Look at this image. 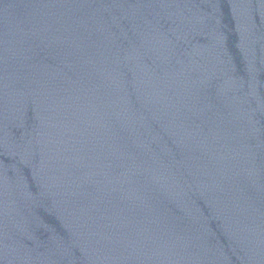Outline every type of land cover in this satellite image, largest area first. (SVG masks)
<instances>
[{"label":"water","instance_id":"water-1","mask_svg":"<svg viewBox=\"0 0 264 264\" xmlns=\"http://www.w3.org/2000/svg\"><path fill=\"white\" fill-rule=\"evenodd\" d=\"M0 264H264V0H0Z\"/></svg>","mask_w":264,"mask_h":264}]
</instances>
